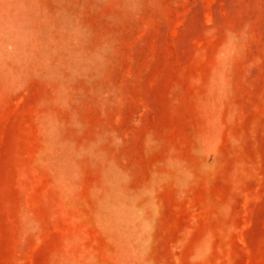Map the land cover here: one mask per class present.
I'll use <instances>...</instances> for the list:
<instances>
[{
	"label": "rangeland",
	"instance_id": "374dc122",
	"mask_svg": "<svg viewBox=\"0 0 264 264\" xmlns=\"http://www.w3.org/2000/svg\"><path fill=\"white\" fill-rule=\"evenodd\" d=\"M0 264H264V0H0Z\"/></svg>",
	"mask_w": 264,
	"mask_h": 264
}]
</instances>
